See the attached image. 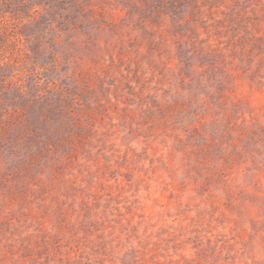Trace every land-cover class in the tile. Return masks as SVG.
I'll use <instances>...</instances> for the list:
<instances>
[{"label":"rangeland","instance_id":"obj_1","mask_svg":"<svg viewBox=\"0 0 264 264\" xmlns=\"http://www.w3.org/2000/svg\"><path fill=\"white\" fill-rule=\"evenodd\" d=\"M0 264H264V0H0Z\"/></svg>","mask_w":264,"mask_h":264}]
</instances>
